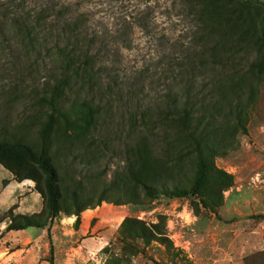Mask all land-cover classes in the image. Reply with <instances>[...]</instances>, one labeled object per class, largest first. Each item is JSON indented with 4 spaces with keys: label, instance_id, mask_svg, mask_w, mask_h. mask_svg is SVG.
<instances>
[{
    "label": "trees",
    "instance_id": "trees-1",
    "mask_svg": "<svg viewBox=\"0 0 264 264\" xmlns=\"http://www.w3.org/2000/svg\"><path fill=\"white\" fill-rule=\"evenodd\" d=\"M53 1L36 0L28 6L24 0H0V78L12 75L8 78L13 83L12 92L1 87L0 100L8 105L13 91L20 89L26 95L18 102L28 100L24 109H31L15 118L0 104V153H18L43 174L40 186L30 176L18 177L0 158L16 181H35L42 198L38 213L14 214L12 205L0 214V224L9 219L0 238L3 232L45 228L49 264H54L50 226L62 210L61 202L71 199L74 210L65 213L75 215L76 226L80 213L92 207L82 204V197L96 188L87 186L92 177L78 167L81 160L91 166L106 153V142L100 148L95 133L106 118L113 120L110 112L123 103L120 84L107 66L113 61L112 47H130L127 33H122L110 48V42L88 32L83 14L72 15L68 5ZM252 3L264 6L260 0H191L200 25L197 61L178 72V80L170 82L154 105L129 108L130 131L121 140L124 166L111 183L126 202L138 201L137 188L149 198L201 196L211 176L210 158L225 151L231 144L227 136L236 128L244 129L243 116L264 72V56L251 58L256 44L253 25L240 15ZM190 162L193 182L185 188L178 184V169ZM216 173L215 181L225 174ZM105 191L95 205L105 200Z\"/></svg>",
    "mask_w": 264,
    "mask_h": 264
},
{
    "label": "rangeland",
    "instance_id": "rangeland-1",
    "mask_svg": "<svg viewBox=\"0 0 264 264\" xmlns=\"http://www.w3.org/2000/svg\"><path fill=\"white\" fill-rule=\"evenodd\" d=\"M24 1L28 6L36 3V0ZM53 2L58 6L68 5L72 15L83 14L88 32L110 42V48L113 41L122 39V33H127L130 41L129 48L112 47L113 61L107 66V71L120 84L123 103L119 102V109L110 112L113 120L106 118L107 123H101L95 133L101 140L100 148L106 142V153L91 166L81 160L78 167L92 177L86 181L87 186L93 184L96 188L82 197V204L92 207L80 213L76 226L75 215L65 213L74 210L71 199L66 197L61 202L62 210L51 223L54 264H264V72L257 83L256 97L243 116L244 129L236 128L233 136H227L231 144L225 151L210 158L211 176L201 196L149 198L137 188L138 201L126 202V196L111 183L116 170L124 166L121 140L129 135V108L137 104L142 108L154 105L170 82L178 80V72L187 63L197 61L200 25L191 0ZM240 15L245 24L253 25L256 44L251 58L257 54L264 56V6L252 3L243 7ZM8 76L2 74L0 89L12 92L13 83ZM25 95L20 89L15 90L8 105L1 100L0 104L17 118L24 111H31L24 109L28 100L24 104L18 102ZM0 158L18 177L30 176L42 185L41 170L24 156L0 153ZM193 168L190 162L178 169V184L191 186ZM215 170L227 175L220 174L221 180L215 181ZM182 174L186 177L181 178ZM24 180L33 185L37 198L29 193L19 194L0 211L1 215L12 205L16 206L14 214L41 211L42 198L34 189L35 181ZM226 184L229 185L221 187ZM105 189V200L95 205ZM36 202L38 208L34 209ZM8 222L6 218L1 223L0 231ZM37 230L38 236L34 237L3 232L0 264H25L32 256V264H49L46 230Z\"/></svg>",
    "mask_w": 264,
    "mask_h": 264
},
{
    "label": "crops",
    "instance_id": "crops-1",
    "mask_svg": "<svg viewBox=\"0 0 264 264\" xmlns=\"http://www.w3.org/2000/svg\"><path fill=\"white\" fill-rule=\"evenodd\" d=\"M4 181H5V183H4ZM32 188H33V185L30 182H26V180H22L20 182L16 181L13 177V174L0 164V211L5 210L9 205H11L15 201L16 196L19 194L29 193L27 195H30L32 197L34 196L37 198V196H35L37 194H35V192L32 190ZM37 208H38V202H36L34 205V209H37ZM18 209H20V208L18 207ZM22 213L25 214L24 212H22ZM85 220L86 219H84V225H86ZM55 224L59 225L58 222ZM53 226H54L53 224L50 226V234H51V227H53ZM31 228H33V229L31 230ZM31 228L22 229V230H12V231L18 232V233H24L26 235H29L30 237H32V236L34 237L35 235L38 234L36 232V231H38L37 230L38 228H35V227H31ZM44 230H46V229H42V231H44ZM9 232H11V231H9ZM46 235H47V232H46ZM51 240H52V235H51ZM32 259H33V256L31 258H29L24 263L25 264H32Z\"/></svg>",
    "mask_w": 264,
    "mask_h": 264
}]
</instances>
